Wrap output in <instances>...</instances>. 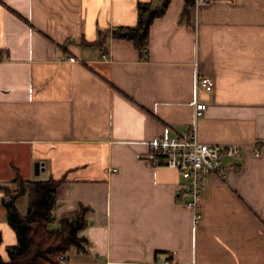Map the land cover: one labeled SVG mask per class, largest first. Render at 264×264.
<instances>
[{
  "label": "crops",
  "instance_id": "1",
  "mask_svg": "<svg viewBox=\"0 0 264 264\" xmlns=\"http://www.w3.org/2000/svg\"><path fill=\"white\" fill-rule=\"evenodd\" d=\"M160 1L0 0V183L61 179L53 227L88 206V244L66 264H264V145L254 152L264 144V0L188 13L168 0L143 49L111 35L136 25L138 2ZM196 75L212 88H195ZM193 98L207 104L199 140L242 148L209 176L195 228L178 196L184 177L143 159L149 140L192 121ZM3 196L0 187L6 260L16 235ZM16 203L24 212L25 196Z\"/></svg>",
  "mask_w": 264,
  "mask_h": 264
},
{
  "label": "trees",
  "instance_id": "2",
  "mask_svg": "<svg viewBox=\"0 0 264 264\" xmlns=\"http://www.w3.org/2000/svg\"><path fill=\"white\" fill-rule=\"evenodd\" d=\"M167 3L168 0H161L156 5L138 2L136 25L118 26L111 30V35L130 39L143 49L150 22L163 12ZM192 4L193 0H184V13L190 12ZM107 34L108 31L100 32L99 44H103ZM60 181L53 177L25 180L16 174L11 180L13 185L0 183L4 190L1 203L6 209V220L16 235V243L6 248L8 259L4 260L0 255V264H66V254L71 248L85 249L88 239L80 231L87 224L88 206L79 204L73 215L61 216L58 225L51 226L55 191ZM23 196L26 198V209L21 212L16 202ZM61 254L66 261L59 260Z\"/></svg>",
  "mask_w": 264,
  "mask_h": 264
},
{
  "label": "built area",
  "instance_id": "3",
  "mask_svg": "<svg viewBox=\"0 0 264 264\" xmlns=\"http://www.w3.org/2000/svg\"><path fill=\"white\" fill-rule=\"evenodd\" d=\"M209 0H193L194 8ZM103 57H107L105 53ZM69 60H74L69 57ZM213 80L208 75H196L195 88L210 90ZM193 109L192 121L174 136H159L147 142L148 150L143 155L144 161L155 166L163 163L176 169L185 179L180 186L178 196L183 205L192 212V225L195 228L202 216V197L208 184L209 176L219 172L224 175L223 157L239 158L242 148L237 144L202 142L198 138V119L202 116L207 104L196 98L190 102ZM264 144H255L254 152L259 153ZM115 170V168H113ZM60 261H66L64 255L59 256ZM157 264H170L161 262Z\"/></svg>",
  "mask_w": 264,
  "mask_h": 264
},
{
  "label": "water",
  "instance_id": "4",
  "mask_svg": "<svg viewBox=\"0 0 264 264\" xmlns=\"http://www.w3.org/2000/svg\"><path fill=\"white\" fill-rule=\"evenodd\" d=\"M37 166H38V162H35V171H37ZM60 264H64V263H60Z\"/></svg>",
  "mask_w": 264,
  "mask_h": 264
},
{
  "label": "rangeland",
  "instance_id": "5",
  "mask_svg": "<svg viewBox=\"0 0 264 264\" xmlns=\"http://www.w3.org/2000/svg\"><path fill=\"white\" fill-rule=\"evenodd\" d=\"M19 199V198H18ZM6 251H7V249H6Z\"/></svg>",
  "mask_w": 264,
  "mask_h": 264
}]
</instances>
